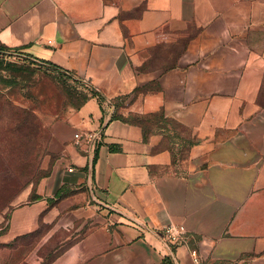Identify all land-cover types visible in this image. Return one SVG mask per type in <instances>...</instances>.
<instances>
[{
	"label": "crops",
	"instance_id": "1",
	"mask_svg": "<svg viewBox=\"0 0 264 264\" xmlns=\"http://www.w3.org/2000/svg\"><path fill=\"white\" fill-rule=\"evenodd\" d=\"M0 48L89 92L52 124L1 263L264 264V0H0ZM170 224L190 235L174 250Z\"/></svg>",
	"mask_w": 264,
	"mask_h": 264
},
{
	"label": "rangeland",
	"instance_id": "2",
	"mask_svg": "<svg viewBox=\"0 0 264 264\" xmlns=\"http://www.w3.org/2000/svg\"><path fill=\"white\" fill-rule=\"evenodd\" d=\"M8 62L16 67L7 69ZM81 90L50 64L0 48V232L12 209L51 172L57 158L51 126L79 107ZM14 258L0 264H29Z\"/></svg>",
	"mask_w": 264,
	"mask_h": 264
},
{
	"label": "built area",
	"instance_id": "3",
	"mask_svg": "<svg viewBox=\"0 0 264 264\" xmlns=\"http://www.w3.org/2000/svg\"><path fill=\"white\" fill-rule=\"evenodd\" d=\"M104 107H106V117L110 120L115 113L116 103L112 98H109L104 101ZM74 138L76 144L80 146L86 145L88 150H96L104 139V128L102 127L94 131L77 132L74 134ZM69 170L73 171V167L69 168ZM153 232L171 250L187 242L190 237L184 225L170 224L162 228L154 229ZM191 255L194 262L200 264V256L196 249L191 250Z\"/></svg>",
	"mask_w": 264,
	"mask_h": 264
},
{
	"label": "trees",
	"instance_id": "4",
	"mask_svg": "<svg viewBox=\"0 0 264 264\" xmlns=\"http://www.w3.org/2000/svg\"><path fill=\"white\" fill-rule=\"evenodd\" d=\"M3 49L10 50L9 48H3ZM11 51H13V50H11ZM6 65L9 67L7 69H11L13 67H16V64H14L13 62H8ZM51 66H53V65H51ZM53 67L57 70V72L60 75L63 76L64 79L69 80V81L71 80V81L77 82L81 86L82 90L76 92L82 98L81 104L78 107V108H80L87 101V99L89 98V95H88L89 92H87L86 85L83 82L81 83L79 81V79H74V76L72 74H67L65 71H63V70H61L59 68H56L55 66H53ZM5 81L9 82V83L11 82L10 79L5 80ZM64 85H66V83Z\"/></svg>",
	"mask_w": 264,
	"mask_h": 264
}]
</instances>
